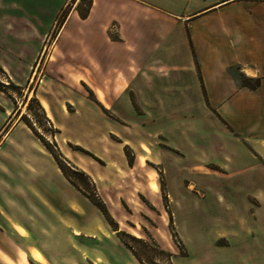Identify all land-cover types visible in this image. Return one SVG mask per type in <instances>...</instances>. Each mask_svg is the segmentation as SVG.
I'll use <instances>...</instances> for the list:
<instances>
[{
    "label": "crops",
    "instance_id": "1",
    "mask_svg": "<svg viewBox=\"0 0 264 264\" xmlns=\"http://www.w3.org/2000/svg\"><path fill=\"white\" fill-rule=\"evenodd\" d=\"M65 4L0 0V28L35 44L0 59L5 70L38 68L39 44ZM65 28L84 31L94 51L91 59L103 75L114 76L112 90H135V119L173 122L181 110L172 109L200 107L218 121L217 132L203 138L191 153L211 157L223 177L213 181L211 195L173 197L175 225L185 250L177 256L178 264H264V0H92L89 15L83 18L73 8L60 34ZM90 69L78 68L84 76ZM79 77L99 99L83 93L84 104L77 111L84 119L74 127L83 135L88 133L85 128L98 126L92 111L110 121L104 109L116 105L103 88ZM244 77L256 86L245 84ZM120 106L134 104L124 95ZM137 107L148 110L141 113ZM6 113L0 110V129ZM32 133L28 127L11 128L0 142V157L16 162L13 151H19L20 168L42 177L52 168L61 187L51 188L44 177L32 184L9 179L10 166L0 163V264H77V254L81 264L91 263V250L78 248L76 240L91 241L85 237L96 234L64 215L76 211L68 183L76 184L67 176L61 179L55 157L37 146ZM83 138L76 142L83 144ZM27 148L44 157L43 167L33 166ZM110 245L114 259L118 254L115 244ZM130 252L119 264H143Z\"/></svg>",
    "mask_w": 264,
    "mask_h": 264
},
{
    "label": "rangeland",
    "instance_id": "2",
    "mask_svg": "<svg viewBox=\"0 0 264 264\" xmlns=\"http://www.w3.org/2000/svg\"><path fill=\"white\" fill-rule=\"evenodd\" d=\"M90 3L91 0H66L54 27L39 44L41 51L35 61V65L39 62L38 68L23 66L9 72L0 64V110L8 111L0 129V142L11 128L28 127L37 146L55 157L61 179L66 181L64 170L72 174L79 185L68 183L76 211L64 215L77 227L96 234L85 237L91 241L76 240L78 248L91 250L88 252L91 263L86 264H119L120 258L132 255L130 250L143 264H178L177 256L185 250L175 225L173 197L211 195L213 181L223 177L224 174L214 170L217 165L211 157L191 153L203 138L210 139L217 132L218 121L200 107L172 109L181 110L180 117H173V122L135 119V90L111 89L114 76L103 75L98 62L91 59L94 51L84 31L76 28L69 32L65 28L60 34L66 20L62 21V11H68V15L75 7L86 11ZM6 30L0 28L1 60L11 58L13 53L21 54L19 50L29 51L35 45ZM114 35L112 32L111 36ZM85 66L91 68L86 76L79 71ZM79 76L103 88L108 101L113 100L116 105L104 109L113 118L110 121L98 119L92 111L98 126L85 128L88 133L83 135L74 130L84 119L77 111L84 104L83 96L99 99L96 91ZM124 95L132 99V108L120 106ZM136 110L142 113L148 109ZM81 137H86L83 144L76 142ZM13 152L16 162L0 157V163L10 166L8 178L27 184L38 181L42 176L20 168L23 157L19 151ZM30 153L33 166L43 167L44 157ZM216 158L223 156L216 154ZM43 177L51 182V188L60 189V178L52 168L48 167ZM110 242L115 244L118 254L114 259L109 256L114 255L107 247ZM79 260L77 254V264H81Z\"/></svg>",
    "mask_w": 264,
    "mask_h": 264
},
{
    "label": "trees",
    "instance_id": "3",
    "mask_svg": "<svg viewBox=\"0 0 264 264\" xmlns=\"http://www.w3.org/2000/svg\"><path fill=\"white\" fill-rule=\"evenodd\" d=\"M91 6H92V0H91V3H90V5H89V8H88L86 11H82V10L79 9V13H80L81 17L85 18V17H87V16L89 15V12H90ZM61 15H62V21L64 22V20L66 19L67 15H68V11L63 10L62 13H61ZM243 82H244L245 84H249V85H251V86H256V84H257V82L252 83V82L248 79V77H244V78H243ZM64 172H65L66 176H67V177H68L73 183H75L76 185H78V183L76 182V180L73 178L72 174H70L69 172H66L65 170H64ZM78 186H79V185H78ZM94 201H95L98 205H100L99 201H97V200H94Z\"/></svg>",
    "mask_w": 264,
    "mask_h": 264
},
{
    "label": "bare ground",
    "instance_id": "4",
    "mask_svg": "<svg viewBox=\"0 0 264 264\" xmlns=\"http://www.w3.org/2000/svg\"><path fill=\"white\" fill-rule=\"evenodd\" d=\"M44 106H45V107H48V104L45 103ZM29 130H30V128H29ZM155 187H156V186H155ZM35 255H37V254L35 253Z\"/></svg>",
    "mask_w": 264,
    "mask_h": 264
}]
</instances>
